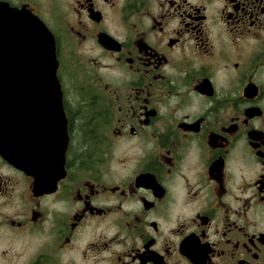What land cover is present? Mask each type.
I'll use <instances>...</instances> for the list:
<instances>
[{"label":"flooded vegetation","instance_id":"1","mask_svg":"<svg viewBox=\"0 0 264 264\" xmlns=\"http://www.w3.org/2000/svg\"><path fill=\"white\" fill-rule=\"evenodd\" d=\"M0 5L52 32L67 132L38 179L0 153V264H264V0Z\"/></svg>","mask_w":264,"mask_h":264},{"label":"water","instance_id":"2","mask_svg":"<svg viewBox=\"0 0 264 264\" xmlns=\"http://www.w3.org/2000/svg\"><path fill=\"white\" fill-rule=\"evenodd\" d=\"M57 65L46 24L29 11L0 5V153L37 179L48 155L40 149V136H67Z\"/></svg>","mask_w":264,"mask_h":264},{"label":"trees","instance_id":"3","mask_svg":"<svg viewBox=\"0 0 264 264\" xmlns=\"http://www.w3.org/2000/svg\"><path fill=\"white\" fill-rule=\"evenodd\" d=\"M91 138V136H89Z\"/></svg>","mask_w":264,"mask_h":264}]
</instances>
